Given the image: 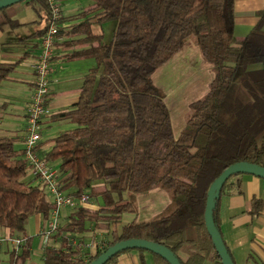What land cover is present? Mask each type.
I'll return each mask as SVG.
<instances>
[{"label": "trees", "instance_id": "obj_1", "mask_svg": "<svg viewBox=\"0 0 264 264\" xmlns=\"http://www.w3.org/2000/svg\"><path fill=\"white\" fill-rule=\"evenodd\" d=\"M88 1L78 14L81 21L66 32L62 17L58 36L69 37L66 58H92L96 65L84 75L78 101L58 116L74 126L51 138L42 158L58 162L62 192L75 198L87 194L98 200V208H70L43 246L41 264H89L108 246L131 238L168 247L182 264L205 259L221 264L204 224L208 188L233 163L264 167V10L257 13L259 21L249 34L237 39L234 0ZM24 2L42 22L25 40H40L50 25L49 4ZM13 6L0 10V30L21 26L10 15ZM105 21L116 22L108 42L101 32ZM187 40L198 45L213 77L208 92L190 103L176 136L152 73ZM12 70V64L0 61V84ZM3 113L0 105V232L7 230L13 237L42 209L44 187L33 175L24 180L30 167L23 149L15 148L16 136L2 132ZM154 188L167 192L166 209L149 220L122 224L117 231L121 215L136 212L137 196ZM218 202L213 217L219 229ZM97 227L106 228L107 236L88 250L77 234ZM24 239L20 248L9 251V264H23L30 256L29 239ZM140 264H145L142 258Z\"/></svg>", "mask_w": 264, "mask_h": 264}, {"label": "crops", "instance_id": "obj_2", "mask_svg": "<svg viewBox=\"0 0 264 264\" xmlns=\"http://www.w3.org/2000/svg\"><path fill=\"white\" fill-rule=\"evenodd\" d=\"M21 3L26 7H21ZM21 3L10 9V15L21 26L15 29L0 30V61L13 65L9 77L0 84V105L4 107L2 124L6 118L4 116V114L6 115L5 109L9 108L10 105L13 106L14 110L22 112L20 130L15 129L10 132L8 129L2 128V132L16 136L17 141L21 143V149H23L27 107L35 80L33 65L40 51L39 39L33 41L35 44L25 39L37 32L42 27V22L30 4ZM61 6L63 27L66 32L71 25L81 21L78 16L81 11L78 13V10L83 9H77L75 15L67 17L68 15L63 11L62 3ZM263 10L264 0H234V36L237 39L246 37L259 21L257 13ZM66 40H69V37L63 33L55 42L50 61L48 114L40 122V131L47 129L51 133L54 121L59 124L58 129L53 130L57 134L73 126L71 122L70 127L65 128V126L60 125L63 121H69L58 116L72 109L78 101L84 75L92 67V58H66V54L69 52L68 47L64 45ZM168 67L175 70L173 74L176 72L173 78V74H167V70L165 71V78L170 79L172 90L180 87L182 89L185 85L191 89L190 96L182 103V110H185L182 115L179 113L176 102L169 98V93L165 92V89L155 82L156 78L160 77L159 72ZM156 73H158L156 77L152 75V80L164 95L170 113L172 131L174 135H178L185 125L186 117L184 114L187 107L208 92L213 77L211 65L202 57L198 46L187 42L167 62L159 66ZM161 77L163 78V76ZM7 83H13L15 86L9 89ZM27 94L29 97L24 98ZM17 99H21V101L19 102ZM176 129L177 133L175 132ZM50 146L51 143L45 144L41 139L37 146L38 154L42 156L50 149ZM254 199L259 200L257 205L254 204ZM218 200L216 209L218 226L234 264H264V179L251 174L234 175L228 180ZM169 202V196L162 188H154L137 196L136 212L123 213L121 222L116 227L117 231L121 230L122 224L133 220L146 221L157 216L166 209ZM86 207L97 210L98 200H91ZM67 214L68 211L61 212L60 210L59 222L64 221ZM44 225L40 233L44 229ZM8 236L10 235L7 230H4L0 235V237ZM77 236L84 239L88 250H92L97 243L106 238L107 229L97 227L77 234ZM2 245L3 242L0 244V256H3L1 254L9 256V251L13 249V246L11 245L10 249L4 246L5 249H3ZM42 250L43 245L40 247V254H42ZM141 258L145 264H167L158 262L151 252H139L137 250L120 253L113 264H140ZM202 264L217 263L205 259Z\"/></svg>", "mask_w": 264, "mask_h": 264}, {"label": "built area", "instance_id": "obj_3", "mask_svg": "<svg viewBox=\"0 0 264 264\" xmlns=\"http://www.w3.org/2000/svg\"><path fill=\"white\" fill-rule=\"evenodd\" d=\"M50 8V25L47 32L40 38V51L33 65L35 80L27 107L25 137L23 140L24 158L30 167L33 176L43 182L47 191L53 198L50 220L47 221L41 231L42 240L46 245L51 235L59 227L61 208H73L76 206L86 207L91 199L87 194L79 198L66 195L58 188L57 168L42 158L37 152V146L42 139L40 122L48 114L49 76L51 72L50 61L54 52L55 42L58 39V24L62 19V9L58 0H47ZM20 237H0V244L3 241L10 242L13 248H20L24 243Z\"/></svg>", "mask_w": 264, "mask_h": 264}, {"label": "rangeland", "instance_id": "obj_4", "mask_svg": "<svg viewBox=\"0 0 264 264\" xmlns=\"http://www.w3.org/2000/svg\"><path fill=\"white\" fill-rule=\"evenodd\" d=\"M22 5H20L21 7L25 8L26 5H24L23 3H21ZM62 5L64 6V13H66V15H68L67 17L73 16L76 14V10L77 9H85L87 7V5H89V1L88 0H70V1H65L62 3ZM60 7L61 3H60ZM80 7V8H79ZM82 11V10H78V13ZM75 21V20H74ZM74 21H72L74 23ZM97 26H95V30H96ZM116 28V22L115 21H105L102 25H101V32L103 35V41L104 42H108L112 39V35L114 33V30ZM99 30V29H98ZM194 43L196 46H198L195 41L193 40H187L184 45L186 43ZM88 61V59H86ZM86 61V62H87ZM96 65V63H94V59L92 61V67H94ZM159 69V67L152 73L153 77H156V75L158 73H156V71ZM164 70H162V72H159V78H156L155 82L159 85L162 86V88L165 89V92L169 93V98L172 99L173 101L176 102V105H178V110L180 115H182L184 113L185 110H182V103L183 101L188 98L190 96V92L191 89L188 85H185L184 88L181 89V87L178 88H171V83H170V79L167 80V78H165V71L167 70V74H173V72L175 70L168 68H163ZM160 71V70H159ZM176 74V72H175ZM175 74H173V78L175 77ZM163 76V78L161 77ZM172 78V79H173ZM171 79V80H172ZM9 89L13 88L15 86V84L13 83H7ZM29 97L28 94L25 95L24 98ZM19 102L21 101V99H17ZM23 101H25V99H23ZM24 103V102H23ZM13 106L10 105L9 108H6L4 116H6V118L4 119V122L2 124V128L8 129L10 132H13L15 129L16 130H20V127H22V112L20 111H16L12 108ZM189 112V106L187 107V111L184 114V117H187V114ZM186 121V120H185ZM52 126V131L51 133H49L47 131V129H42L41 135H42V141L43 143L47 144L51 138H53L54 136L57 135V133H55L53 130L54 129H58L59 124L57 123V121H54ZM26 125V123H25ZM62 126H65V128L68 126L70 127L72 124H70V122H61ZM74 126V125H73ZM62 128V127H61ZM69 129V128H68ZM66 130V129H65ZM63 131V130H62ZM175 132L177 133V129L175 130ZM177 135V134H175ZM25 137V136H24ZM50 143V142H49ZM15 148L16 149H21V143L19 141H17L15 144ZM51 165L55 166L56 168L58 167V162L54 161V162H49ZM32 178V173L30 168L28 169V172L26 174V176L24 177V180H28ZM34 183H37V181H35ZM42 188L44 187V192H43V196H42V209H40V211H38L37 213H34L32 215L29 216L26 224H25V229L24 231H15L13 233V237H20V238H24L27 237L29 239V248H30V256L25 260V262L23 264H41L42 259H41V254H40V247L41 245L44 246V241L42 240V233H40V230L43 227V224H47V221L50 220V216H51V212H52V207L50 208V204L53 202V198L50 195V193L47 191V188L45 186L44 183H42ZM43 211H46V217L43 214ZM64 211H70V208L68 209V207L66 209H61V212ZM44 225V227H45ZM3 233V231L0 232V235ZM51 242V239L49 240V243ZM4 246H7V248L9 247V249L11 248V244L10 242H6L3 241V245L2 248L5 249ZM3 256H0V264H9V260H8V255L6 254H1Z\"/></svg>", "mask_w": 264, "mask_h": 264}, {"label": "water", "instance_id": "obj_5", "mask_svg": "<svg viewBox=\"0 0 264 264\" xmlns=\"http://www.w3.org/2000/svg\"><path fill=\"white\" fill-rule=\"evenodd\" d=\"M24 1L26 0H0V10ZM237 174H251L264 179V167L244 161L233 163L225 168L220 175L214 179L208 188L204 210V224L221 264H234V262L225 245L220 230L215 225L213 211L225 182L230 177ZM133 249H143L159 255L168 264H182L175 253L168 247L150 240L139 238L120 240L108 246L89 264H106L110 258L118 253Z\"/></svg>", "mask_w": 264, "mask_h": 264}]
</instances>
